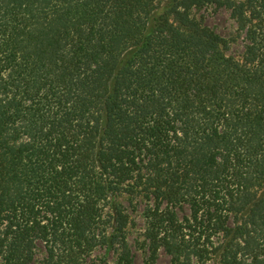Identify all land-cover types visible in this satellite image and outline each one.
I'll return each mask as SVG.
<instances>
[{
    "label": "trees",
    "instance_id": "16d2710c",
    "mask_svg": "<svg viewBox=\"0 0 264 264\" xmlns=\"http://www.w3.org/2000/svg\"><path fill=\"white\" fill-rule=\"evenodd\" d=\"M139 212L264 264V0H0V264H135Z\"/></svg>",
    "mask_w": 264,
    "mask_h": 264
},
{
    "label": "rangeland",
    "instance_id": "374dc122",
    "mask_svg": "<svg viewBox=\"0 0 264 264\" xmlns=\"http://www.w3.org/2000/svg\"><path fill=\"white\" fill-rule=\"evenodd\" d=\"M207 23L216 28V30L221 34H227L232 27V22L228 19V15L224 11L211 14L207 19ZM140 212L143 213V209H141ZM140 212L139 214H133L136 218L137 227L129 236V242L135 256V264H142L143 258L147 253V247H145L146 242L148 243L147 239H149L147 237H152V219L145 217L144 214H140ZM158 253L159 257L157 264H171V257L163 250V248H161ZM99 255L103 256L104 251H102ZM111 256L113 255L111 254L108 256L109 260L112 259ZM183 261L184 257L181 256L180 262Z\"/></svg>",
    "mask_w": 264,
    "mask_h": 264
}]
</instances>
